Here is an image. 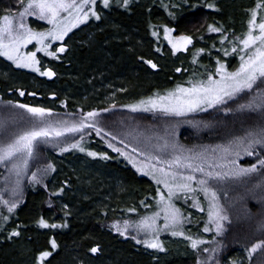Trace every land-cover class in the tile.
Returning a JSON list of instances; mask_svg holds the SVG:
<instances>
[{"label": "snow or ice", "instance_id": "snow-or-ice-1", "mask_svg": "<svg viewBox=\"0 0 264 264\" xmlns=\"http://www.w3.org/2000/svg\"><path fill=\"white\" fill-rule=\"evenodd\" d=\"M130 0H120V5L124 8L129 6ZM103 8L109 9L113 6V0H102ZM19 10L16 14H4L0 16V57L11 61L16 68L30 69L39 73L41 76L52 78L56 75L52 69L41 70V60L38 53H43L46 57L59 58L60 53L68 51L64 44L65 38L69 37L74 29L85 25L89 20H101V14L97 11V0H19ZM210 9L218 11L216 5L210 2L206 5ZM249 18L246 24V31L236 34L235 31L226 32L223 25H207V32L219 33L221 38L220 49L225 57L235 54L239 58V66L235 70H229L228 64L221 59L215 60L214 69H210L199 64L201 56L211 55L205 48H195L192 35H173L174 28L163 27V39L171 46L172 54L189 52V46L194 50L190 53L192 65H199L204 70L192 72V78L185 83L176 84L175 88L166 90L163 94L157 92L152 96L141 99L136 104L128 105L133 111H156L165 115L186 116L197 111H208L209 108H216L218 105L224 106L223 111L248 112L258 114L259 123L250 128L246 135L237 137L227 145H217L215 148L204 149L202 152L185 150L177 145H169L167 141L161 146V152L171 147L170 158H163L161 155H150L140 152L145 160L138 162L127 152H122L121 148L115 147L111 142L108 147L113 151L121 153L137 171L144 175H151L156 185H162L165 191L159 187L156 189L158 196L157 208L151 215L142 216L137 221L124 220L122 223L117 221L112 227L121 236H127L129 229H133L136 235L131 238L137 244L144 245L147 249L166 251L164 242L160 239L162 232H168L173 237H182L186 240L191 249L198 254H207L204 259H197V264H220L217 258L219 245L208 247L210 242L200 238L199 235L188 234L185 231V223H191V217L181 211L176 206L174 198L185 201L192 194V206L198 208L200 212H207V221L204 224L203 232H213L222 235L225 231V223H230L227 210L220 202L217 189L210 184V181L220 182L229 178L239 179L240 177L250 176L261 172L264 174V158L259 159V166L252 164L250 167L239 166L236 159L229 160V156L239 157L241 151L246 155H253L256 146L264 147V0H258L255 6L248 9ZM171 16L172 13L169 12ZM36 21H44L50 27L37 30L29 24V18ZM153 37L159 38L160 32L153 30ZM200 39H203L201 37ZM54 42L60 45L53 48ZM230 44L225 47V43ZM29 45H33L34 50H27ZM212 49L216 45L212 44ZM157 52L160 48L156 49ZM151 69L158 66L152 60L145 61ZM182 71L181 68L176 69ZM24 96L23 91L19 92ZM35 95V93H32ZM2 100V98H0ZM229 101L235 103V107L229 105ZM243 101V102H241ZM113 108L115 105L112 106ZM2 109L11 115H5L0 120V165L8 166L9 176L14 177L11 187L13 197L19 199H5L0 194V206L7 210V213L14 214L22 200V178L29 175V162L36 158L37 149L40 143H51L59 147L61 153L78 150L86 152L90 157H100L109 159L107 154L97 153L86 150L84 146V136L75 142H68L61 138L71 133H83L85 129H93L97 135L104 132V129L97 126V118L100 113L97 111L81 112L76 119L51 120L52 112L44 107H32L27 104L13 103V101H3ZM12 109H23L24 113L12 112ZM108 111V109H104ZM75 115V114H73ZM20 121H25L27 127L17 130L14 126ZM111 135V133H105ZM113 140L115 136L111 137ZM123 143V141H121ZM235 146V147H234ZM240 150H236V149ZM132 153H137V148H132ZM220 152L219 160L221 163L214 162L209 158L208 153ZM139 165V166H138ZM147 169V171H145ZM56 168L49 163L43 169V175L48 172H55ZM41 170L30 174V182L42 184L43 175H38ZM197 173L200 174L199 178ZM9 177H5L7 181ZM47 187V185H44ZM260 185H258L259 187ZM6 187L4 191H8ZM64 192V187L57 192L51 193L58 196ZM203 194L207 200V210L198 198ZM144 204L142 200L140 202ZM51 207V204H49ZM65 208L67 205L64 206ZM148 207V205H145ZM135 212V208L128 209ZM163 220L161 224L160 221ZM0 231L5 230V226L10 221V215L0 212ZM36 224L41 229H60L67 227L66 224L49 223L41 216ZM20 226L17 225L7 233V239L20 237ZM264 230V226H262ZM143 238H137L138 236ZM264 236V231H262ZM51 250H38L33 259V264H51V257L58 250L56 238L53 236L48 240ZM203 246V247H201ZM89 251L93 254L101 251L99 246L91 247ZM247 259L251 262L252 257L257 251L264 256V238L252 243L246 249ZM235 264V262H233ZM264 264V259L260 261Z\"/></svg>", "mask_w": 264, "mask_h": 264}, {"label": "trees", "instance_id": "trees-1", "mask_svg": "<svg viewBox=\"0 0 264 264\" xmlns=\"http://www.w3.org/2000/svg\"><path fill=\"white\" fill-rule=\"evenodd\" d=\"M142 1L145 4L141 15L136 16L137 14L134 10L136 6L134 3H137V1H131L127 8L115 5V8L106 10V20H101L97 24L99 28L104 25L106 26L107 22L109 24L113 23L114 26L100 28L97 31L98 28L89 25L86 30H84V27L78 29L66 40L65 45L66 43L71 45L72 53L68 55L66 61H62V57H59V61L61 62L57 64V67H62L64 69L63 71H69L73 76L71 75L63 83V86H59V89L53 95L56 97L55 99L49 97L48 94H43L44 86H52L54 84L53 81L48 80L49 78H39L32 75L26 80L19 79L16 71L14 74L17 75L19 82L26 83L32 77L35 82L32 87L27 84L21 85V87L18 85V88L12 87L10 90L17 99H10L16 103L27 104L32 107H39L34 101L40 100L39 102L45 103L53 99L56 107L61 108V110H56L59 112L54 110L55 113L69 116L71 111L63 108L66 106L64 105L65 95H68V93L71 95H75L74 93L81 94V96L88 99L87 102H90L97 88L100 87L99 89L101 91L103 90L104 82L115 85L120 91L118 94V103L115 105L116 107H118L117 105H123L126 104L125 102L130 101L132 99L131 97L135 95L133 94L134 92L150 93L151 90H159L171 86L173 82L180 83L181 81H177V76L174 75L175 64L170 65L167 61H160L159 71L153 72L148 69L145 61L154 59L153 48H157L161 44V47L166 51L165 45L161 40L163 37H153L151 32L153 30L159 32L164 26H167L175 29L173 32L175 35H192L195 40L201 37L204 38L208 33L207 25L217 24L218 26H224L229 16L240 24L246 9L245 6L248 4L240 0ZM132 2L134 3L132 4ZM210 2H213L219 10L216 11L208 8L206 5ZM19 7L18 0H0V16L13 14V11L18 12ZM169 12L172 13L171 16ZM2 63L3 60L0 58V67H4ZM231 67L233 69L235 68L234 66ZM5 86L6 82L0 77V89H4ZM81 86L89 90V92L82 90L83 93H80ZM20 91H23L25 95L20 96ZM32 93H35V95H32ZM81 96L79 98L83 99ZM4 98L10 100L8 97ZM231 104L232 101H229V105L233 107ZM71 105L73 106V103L68 101L66 107ZM223 107L218 105L216 108H211L206 112H199L196 118L201 119L200 125H209V123H215L221 120V117L228 114L222 110ZM93 109H97V111L101 110V108H92L87 110V112L93 111ZM115 109L112 111L115 112ZM85 111L76 109L73 112H76L75 116L79 117L81 112L87 113ZM148 114L151 115V113ZM139 115L147 114L146 112H139L137 116ZM134 116H136V113H134ZM97 124L104 129V132L100 135H97L93 129H85L83 133H72L69 137L61 139L67 140L68 142H75L83 135V143L86 150L97 153L105 151L104 154H107L108 157L113 155L117 158L108 149V143L114 141L111 138L114 136L113 129L107 125L108 123ZM105 133H111V135H105ZM184 135L182 137H186ZM191 142L199 145L203 141L201 142L200 140L197 142V139L193 137V140L189 143ZM45 146V148L40 147L41 154L46 156V164H53L56 171L49 172L48 176L43 177L42 184L31 187L27 183V186L24 187L19 207L14 214H11L10 221L5 226V230L0 231V264H29V259L36 256L38 250H51L48 245V240L53 236L56 238L59 248L54 252L53 257L49 258L51 259V264H151V261H155V264H197L198 258H205L207 254H198L194 250L190 254H186L185 252L178 253L170 249L164 251V253H156L155 251L136 245L132 241L131 234L121 236L117 233L110 226V221H107L104 217V213L102 218L98 217L101 213L99 209L90 211L92 204L87 199H78L75 201L73 199L70 202L72 214L65 213L62 210L60 211L57 199L51 195L53 193L50 189L52 179L58 180L56 185L57 190L64 187V191L68 188L71 189L72 187L68 184L69 182L74 183L75 180L70 175L64 177L66 180L62 179L61 176L59 177L60 169L56 167V161L74 159L76 160L74 163H76L75 165L79 169V163H82L78 161L79 157L81 159L85 158L84 162L87 164H92L88 160L94 159L88 156L86 152L82 153L78 150H73L71 152L61 153L59 147H56L54 144L47 143ZM253 151V157L249 156L246 161H242L241 165L243 167H250L254 164V160L258 162L259 159L264 158V147L256 146ZM96 159L100 160L101 158L97 157ZM113 159H101V163H96L98 165L97 168L103 174L108 173V171L113 172L127 187H131L129 189L130 192L135 188L138 191H143V193L146 192L148 196L152 195V193L154 194V186L151 185L147 177L138 175L123 160L115 161ZM64 181L68 184L66 185ZM44 185H47V187ZM238 191L236 190V193L234 192L235 196L239 193ZM240 194L239 197L242 198L243 194ZM230 195L232 196L231 192ZM252 203V201L248 204L244 203L243 206L251 214L256 215L255 211L260 212V208L262 207L259 206V208L256 205H252ZM49 204H51V207H49ZM261 212H263L261 214L262 218L255 223V237L253 238V233H251L249 240L245 238V233L242 230L238 236L229 238V230H226L229 226L228 222L225 223L224 232L228 231L226 234L223 232L222 235H217L214 231L206 236L198 228V235L202 239L213 242L207 245L208 247H216L219 245L217 258L220 264H233V262L235 264H254L252 260L255 254L251 262H249L246 249L251 247L252 243L257 242L260 238H264L262 236V231H264L262 230V226H264V210ZM41 216L48 220L49 223L66 224L67 227L60 229H41L36 224V221ZM257 219L259 218L256 217L255 220ZM17 225L20 226L21 236L14 237L11 240L7 239V233ZM95 246H99L101 251L94 255L89 249Z\"/></svg>", "mask_w": 264, "mask_h": 264}, {"label": "rangeland", "instance_id": "rangeland-1", "mask_svg": "<svg viewBox=\"0 0 264 264\" xmlns=\"http://www.w3.org/2000/svg\"><path fill=\"white\" fill-rule=\"evenodd\" d=\"M133 0H130V2ZM137 1V3H134ZM239 1V0H237ZM243 3H248L245 7L244 15L242 16V22L239 24L236 20H234L231 16L227 18V22L223 26L226 30V32L235 31L236 34H240L244 31H246V24L247 20L249 18L248 9H251L255 6V4L258 2V0H240ZM19 2V0H18ZM132 4H136L134 7L136 11V16L139 14H142V10L144 7L145 2L141 0H134ZM115 5H120V0H113V6L111 8H115ZM109 8V9H111ZM131 9V8H130ZM106 10L103 8L102 0H97V11L101 14V20H106ZM17 12L13 11V15ZM264 14V13H262ZM130 15V14H129ZM99 20V21H101ZM99 21H96L94 19L89 20V22L85 25H81V29L84 27V30L88 28V26L92 25V27L98 28L97 31L100 28H106V27H112L113 23L109 24L106 23V26H97ZM29 24L37 29V30H43L44 28L50 27V25H47L44 21H36L35 18H29ZM236 22V23H235ZM114 26V25H113ZM218 26V25H217ZM78 29H74L72 33H69V37L75 33ZM160 32V38L163 37V29L159 30ZM175 36V33H173ZM66 37L64 44L66 40L69 38ZM221 36L219 33H207V36L203 39H194V47L195 48H205L206 52H211V55H204L200 57L199 64H202L210 69H214L215 67V60L221 59L223 62H226L228 64L229 70H235L239 66V58L233 54L230 56L225 57L223 55L222 51H217V49L221 48V45L219 44ZM159 40V39H158ZM165 45L166 51L163 47H161V44L157 46V48H160V51H156V47L153 48V57L154 59H148L152 60L154 63L157 64V69H151L149 65H147L148 69L152 70L153 72H157L160 69V61H167L170 65L175 64V70L174 75L177 76V81H181L180 83H185L187 80L192 78V72L195 69L197 72H203V68L199 67V65H192L191 63V55L190 53L194 50L193 46H189V52H181L176 53L175 55L172 54L171 46L165 41L164 39H161ZM212 44L216 45V49H212ZM60 45V42H54L53 48L55 49ZM68 49L65 53L58 54L59 57H62L63 60H67L68 55L72 53V47L69 43H66L65 45ZM225 47H229L230 44L227 42L225 43ZM27 50H34L33 45H29V48ZM169 50V51H168ZM38 58L41 60V70L45 69H52L53 72L56 73V75L52 78L41 76L37 72H33L30 69H23V68H16L15 65L11 63V61H8L4 57H0L3 60V66L0 67V77L6 82V86L4 89H0V120L4 118L5 115H11V113H6L2 109V102L8 101L4 97H8L9 99H17L16 96L13 95L11 92V88L21 87V85H29L33 86L34 78L29 79L26 83L19 82L17 79V75L19 76V79H28L30 76L35 75L39 78H45L50 81H53L54 84L51 86L47 85L44 86L43 94H48L49 97H54V93L59 89V86H63V83L66 82L68 78L71 77V73L63 71L64 69L62 67H57V64L60 63L58 59L52 58V57H46L43 53H38ZM152 57V58H153ZM53 63V64H52ZM56 63V64H55ZM231 66H234L233 69ZM62 68V69H61ZM181 68L182 71L177 72L176 69ZM16 71L17 75L14 74ZM73 76V75H72ZM29 82V83H28ZM32 84V85H31ZM83 84V83H82ZM176 84L173 82V86H168L166 88L161 89H154L151 90L150 93H140L134 92V97H131L130 101L125 102L126 104L123 105H117L118 107H112L113 105H116L119 100L118 94L120 91L117 89V87L111 83H105L103 84V90L101 91L99 88L96 89V93L91 99L90 102H87L88 99L81 96V94L71 95L68 93V95H65V104L67 106V102L70 101L73 103V106L63 107L67 110H70L69 116L64 114L55 113L56 110H61V108H57L55 105V101L51 99V101L47 102H39L34 101L36 105L39 107L48 108L52 112V116L50 117L51 120H59V119H76L77 116L73 115L76 114V112H73L76 109L79 110H87L92 108H101V110L93 109V111H97L100 113L99 117L97 118V123H108V126H111L113 129L114 136L116 139L113 141V145L115 147L121 148L122 152H127L130 155L133 156L134 159H136L138 162H143L145 158L141 155H139L140 152H146L150 155H161L163 158H170V154L172 152L171 147L164 149L163 152H161V146L165 143V141L168 142L169 145H177L179 147H182L185 150H192L193 152H202L204 149H211L215 148L217 145H227L230 141L235 140L237 137H243L246 135V132L254 127L256 124L259 123V116L258 114L254 113H248V112H230L227 115L221 117V120L213 123H209V125H200L201 119L196 118V115H198L199 112L203 111H197L193 113H189L186 116H174V115H165L161 112L156 111H149L146 112L147 115H139V112L144 111H137L133 112L128 105L136 104L141 99H145L149 96H152L154 93H161L163 94L166 90H171L175 88ZM84 85V84H83ZM94 86V85H93ZM91 86V87H93ZM96 88V87H94ZM105 88V89H104ZM8 90V92H7ZM82 90H85V92H89V90H86L84 87H80V93H83ZM106 90V91H105ZM148 91V90H147ZM79 95V96H78ZM78 96V97H77ZM82 97L83 99H80L79 97ZM10 99V100H11ZM87 99V100H86ZM86 100V101H85ZM121 100V99H120ZM12 101V100H11ZM243 102V101H241ZM15 104L16 102L13 101ZM233 107H235V103L232 101ZM34 107V106H33ZM116 108V109H115ZM104 109H108V111H104ZM115 109V112L112 110ZM211 109V108H209ZM208 109V110H209ZM55 110V111H54ZM12 112L15 113H24L25 116L28 114L24 112L23 109H12ZM59 112V111H56ZM134 113H136V116H134ZM148 113H151L148 114ZM27 123L25 121H20L18 124H16L14 127L19 130L27 127ZM98 127H101L99 124H97ZM103 127V125H102ZM72 134V133H71ZM71 134H67L66 137H69ZM77 134V133H76ZM185 134V135H184ZM186 137H182V136ZM193 137L197 139V142L201 140L202 143L193 144L190 141L193 140ZM62 138V139H64ZM123 141V143H121ZM47 144L40 143L37 149L36 158L31 160L29 162V175L22 178V191L25 186H27V183L31 187H36L37 184H33L30 182V174L32 172H36L39 168L41 172H38V175H43V169L46 167V156L41 154V148H45ZM41 147V148H40ZM137 148V153H132V148ZM235 147V146H234ZM100 148V146H99ZM97 149V147H96ZM109 151L114 153L116 157L111 155L109 158L117 161V160H123L126 164L130 165L133 170L140 175L141 177H147L151 185L154 186V194L148 196L146 195V192L143 193V191H138L135 188L132 189L130 192L131 187H127L126 184L123 183V181L117 177L113 172L108 171V173H102L96 165V163H101V159H96L97 157L93 158L94 160H88L92 164H87L84 162L85 158L79 157L78 161H81L82 163H79L80 167H76V163H74L76 160L72 161L71 159H66L63 161H56V167L60 169L59 177L61 176L62 179L66 180L64 177L70 175L74 178V183L69 184L66 183V185H70L72 188L66 189L62 194L58 195L55 198L57 199V202L59 203L58 208L61 211H64L65 213H71V206L70 202L72 200H78V199H87L92 206L90 207V211H94L99 209L101 212L98 217L102 218L103 213L105 214V218L107 221H110V226H112L115 222H123L124 220H130V221H137L142 216L145 215H151L153 211L158 210L156 204L158 200V196L156 193L157 187H159L162 191L166 192V189H163L162 185H156L155 180L152 179L151 175H144L142 172L137 171V167H134L133 164L130 162L129 159H127L124 155L121 153L113 151L112 148H109ZM102 150H104L102 148ZM240 150V149H236ZM100 153H105V151H101ZM209 158L213 159L214 162L221 163L223 161L219 160V156L221 155L219 151L216 153H208ZM64 157V156H63ZM62 157V158H63ZM247 157L249 155H246L241 151L240 156H229L228 159H236L239 166L242 164V161H246ZM250 157H253L251 155ZM59 158V159H62ZM98 158H100L98 156ZM58 159V160H59ZM89 159V158H87ZM86 159V160H87ZM71 160V161H70ZM105 160V159H102ZM255 161V162H254ZM254 164H257L259 166V161L257 162L254 160ZM45 163V167H44ZM58 164V166H57ZM8 166L0 165V194L4 196L5 199H19V197H13L11 193V187L12 182L14 180V177L9 176L8 172ZM139 166V165H138ZM241 167H243L241 165ZM109 170V169H108ZM147 171V169H145ZM49 172L46 175H43V177L48 176ZM199 178L200 174H196ZM5 177H9V179L6 181ZM57 179H52V182L50 184V189L52 192H57ZM210 184H212L213 187L217 189L218 195L220 196V202L227 210V214L229 215L230 223L229 226L226 228V230H229V238L238 236L240 231H244L245 238L249 240L251 238V233H253L252 237L254 238V228L256 227L255 223H257L258 220L262 218L261 211L264 210V174H261V172L251 174L250 176H244L240 177L239 179L235 178H229L225 181L220 182H214L210 181ZM73 185V186H72ZM258 185H260L258 187ZM8 188V191H4L5 188ZM49 189V190H50ZM236 190H239L236 194ZM230 192L232 193V196L230 195ZM235 192V193H234ZM242 193L243 197L240 198L239 194ZM189 198L187 201H185L183 198L176 199L174 198V202L176 203V206L181 209L182 212L185 214L190 215L191 217V223L186 222L185 223V231L188 234L192 235H198L200 231H203L204 224L207 221V212H200L198 208H194L192 206L193 200L191 198L192 194H188ZM241 195V194H240ZM231 196V197H230ZM66 198V200H65ZM199 200L201 201V204L205 207L207 210V200L203 196V194L198 195ZM144 201V204H141V201ZM253 202L252 205L261 206V211H255L256 215L251 214L249 210L245 206H243L244 203ZM67 205L65 208L64 206ZM145 205H148V207H145ZM79 208V206H78ZM135 208V212H130L128 209ZM259 209V210H260ZM0 212H3L5 215H10L7 213V210L0 206ZM93 213V212H92ZM72 214V213H71ZM259 219L255 220L256 217ZM200 220L202 221L200 223ZM199 221V223H197ZM160 223H163V220L161 219ZM214 232V231H213ZM206 236L211 234L212 232L205 233ZM225 234L228 233V231L224 232ZM250 235L248 236V234ZM132 236L136 235L135 231L133 229H129V233ZM137 238H143L142 234L141 236H138ZM160 239L164 242L165 249L177 251L178 253H188L190 254L192 252V249L189 245V243L184 240L182 237H173L168 232H162L160 234ZM134 243L136 245H140L143 248H146L142 244H137L136 241L133 239ZM152 251H155L156 253L159 252L157 250L150 249ZM164 253V252H163ZM98 254V253H95ZM94 254V255H95ZM35 256L31 257L28 262L29 264H33V259ZM264 259V256H262L260 251H257L253 257L254 264H260V261ZM151 264H155V261Z\"/></svg>", "mask_w": 264, "mask_h": 264}]
</instances>
